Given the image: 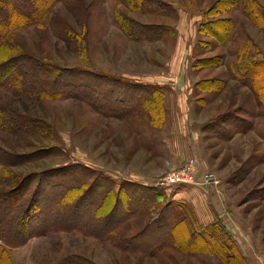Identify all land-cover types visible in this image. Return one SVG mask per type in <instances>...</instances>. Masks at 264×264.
Masks as SVG:
<instances>
[{
    "label": "rangeland",
    "instance_id": "rangeland-1",
    "mask_svg": "<svg viewBox=\"0 0 264 264\" xmlns=\"http://www.w3.org/2000/svg\"><path fill=\"white\" fill-rule=\"evenodd\" d=\"M158 1L171 11L132 8L128 0H54L43 25L12 30L13 43L43 60L122 83L109 95L110 101L106 97L108 105L95 97L97 90L91 91L97 110L80 99L37 101L0 86L1 151L29 156L52 145L39 135L8 130L11 111L45 123L61 149L60 155L26 158L21 164L3 161L8 165L0 166V180L5 172L12 174L13 186L35 172L77 162L117 184L126 180L153 185L191 165L193 182L159 187L164 202L187 211L211 233L226 234L234 256L222 261L203 252V244L185 243L176 236L172 245L161 246L149 257L68 230L30 236L11 248L15 264H67L72 256L79 264L81 258L92 264H264V73H256L263 83L256 87L244 76L249 62L264 61V22L251 20L243 8L255 2L264 13V0H236V6H231L233 0L220 1L214 15L207 16L213 21L204 33L199 30L203 13H210L218 0ZM126 17L163 24L167 33L135 40L124 28ZM230 23L227 40L217 42L214 34L223 39ZM123 82L154 86L161 97L160 111L152 101L147 106L157 108L156 114L126 111L130 106L140 111L143 94L139 86L126 85L125 90ZM81 90L89 96L88 89ZM119 90L126 96L117 97ZM233 124L247 129L236 131ZM204 175L212 180L204 181ZM46 197L50 203L54 195L50 202ZM93 198L89 195L87 201ZM130 222L127 230H120L122 235L139 231L141 223ZM192 248L201 252L193 253Z\"/></svg>",
    "mask_w": 264,
    "mask_h": 264
},
{
    "label": "trees",
    "instance_id": "trees-1",
    "mask_svg": "<svg viewBox=\"0 0 264 264\" xmlns=\"http://www.w3.org/2000/svg\"><path fill=\"white\" fill-rule=\"evenodd\" d=\"M51 1L54 0H0V50L4 55L0 57V71L4 70L0 73V86L10 89L15 95L37 101L80 99L95 108L97 106L94 98L100 96L108 105L109 95H113L114 89L120 86L118 83H122L119 79L98 75L77 66L56 65L27 52L21 44L13 43L14 28L26 25L41 26L45 23ZM220 1L222 0H218L208 9L210 13H203L199 25L201 33L206 32L205 26L213 21H207L206 18L208 15H214L213 11H216L215 8L221 4ZM128 2L132 8L153 13L164 14L171 11L165 3L158 0H128ZM144 4L147 5L146 9L143 7ZM231 6H236V0L231 2ZM243 8L251 20L261 24L264 22V13L259 4L252 2L250 6L246 3ZM125 20L124 28L135 40H150L167 33V28L163 24H143L131 17H126ZM231 28L230 23L223 39H219L218 35L214 34L217 42L223 43L227 40ZM244 68V76L251 79L253 86L263 84L262 80L256 78V73H264V61H251ZM123 83L125 90L128 89L126 85L139 86L140 95L143 94L140 111L131 106L125 108L126 111L138 115L148 114L149 110H155L156 114L157 108L160 111L161 99L154 86L134 82ZM82 86L88 89L89 96L86 90H81ZM103 88L106 90L102 91ZM92 90H97L95 97L90 96ZM119 91H121L119 94L114 92L117 97L126 96V91ZM156 95L157 98L154 99ZM117 101L123 102L121 99ZM151 101L157 107L154 110L147 106ZM8 118L10 123L5 124L8 130L27 131L39 135L50 140L52 145L40 147L29 156H15L0 149V166L8 165L3 161L21 164L27 160L26 158L60 155L61 149L57 145L56 137L45 123L23 118L12 111ZM238 125L233 124V129L236 131L247 129V126L239 128ZM14 178L16 176L5 172L0 180L2 186L0 188V264H14L10 249L22 245L30 236L68 230H77L101 242H110L124 253L136 252L149 257L160 252L161 246L172 245V241L177 240V237H181L185 243L203 244V252L206 249L209 254L215 255L222 261L234 256L229 253H233L234 249L230 247V238L228 237L227 240L226 234L211 233V230L198 224L187 211L180 210L171 201L164 202V191L158 185H141L126 180L117 184L110 176H104L98 170L77 162L35 172L12 186L10 184ZM45 193L49 196V202L51 195H54L50 203H46L48 199ZM89 195L94 197L90 202L87 201ZM133 195V200H130ZM131 220L141 223L139 231L130 236L122 235L120 230H127ZM192 252L200 253L201 249L192 248ZM81 259L83 264H92L87 259ZM65 262L79 264L73 256L67 258Z\"/></svg>",
    "mask_w": 264,
    "mask_h": 264
},
{
    "label": "built area",
    "instance_id": "built-area-1",
    "mask_svg": "<svg viewBox=\"0 0 264 264\" xmlns=\"http://www.w3.org/2000/svg\"><path fill=\"white\" fill-rule=\"evenodd\" d=\"M193 172L191 171V165L185 166L177 171L169 174L168 176H162L158 178L153 185H158L160 187L170 186V185H179L187 182H193ZM204 181L212 180L211 175H204Z\"/></svg>",
    "mask_w": 264,
    "mask_h": 264
},
{
    "label": "crops",
    "instance_id": "crops-1",
    "mask_svg": "<svg viewBox=\"0 0 264 264\" xmlns=\"http://www.w3.org/2000/svg\"><path fill=\"white\" fill-rule=\"evenodd\" d=\"M10 255H11V258H12L13 263L15 264L14 259H13L12 254H11V251H10Z\"/></svg>",
    "mask_w": 264,
    "mask_h": 264
}]
</instances>
